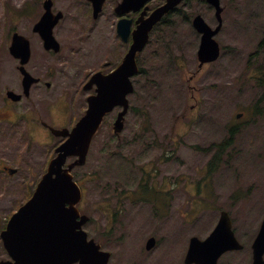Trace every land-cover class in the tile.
I'll return each instance as SVG.
<instances>
[{
	"label": "rangeland",
	"instance_id": "374dc122",
	"mask_svg": "<svg viewBox=\"0 0 264 264\" xmlns=\"http://www.w3.org/2000/svg\"><path fill=\"white\" fill-rule=\"evenodd\" d=\"M35 3L0 0V108L6 88L21 92L8 47L16 29L31 34L28 25L39 11L28 5ZM61 27L63 36L57 29L54 35L62 49L46 52L37 40L28 64L50 90L34 86L31 103H15L1 118L32 108L50 126L70 129L84 114L88 93L82 86L102 61L92 62L87 41L70 39ZM252 29L246 20L237 25L236 51L224 50L195 76L197 37L181 22L160 26L141 52L142 72L132 80L123 131L113 135L117 111L111 112L85 165L73 171L83 191L78 209L89 218L83 229L111 253L109 264H184L191 237L205 239L223 210L243 249L226 252L218 264H251V244L264 217V65L250 72ZM109 46L105 51L115 62L109 56L113 42ZM37 124L31 120L30 127L23 115L0 123V167L16 170L12 177L0 172V219L27 201L61 141L41 135ZM150 237L156 242L146 251Z\"/></svg>",
	"mask_w": 264,
	"mask_h": 264
},
{
	"label": "water",
	"instance_id": "95a60500",
	"mask_svg": "<svg viewBox=\"0 0 264 264\" xmlns=\"http://www.w3.org/2000/svg\"><path fill=\"white\" fill-rule=\"evenodd\" d=\"M172 6L173 4L167 3L153 14L152 21L142 32V41L131 46L115 72L104 76L105 81L99 85L96 94L87 97V109L74 127L71 130L50 128L54 136L63 137L65 140L56 147L55 156L48 162L31 199L12 215L7 229L3 232L5 247L16 250L11 254L18 262L16 264L109 263L111 254L101 250L100 245L94 239H88L87 233L83 231L88 217L80 215L76 208L81 199V191L73 179L72 171L86 163L91 142L104 117L118 106L122 110L115 118L112 131L117 137L120 136L129 107L127 96L133 92L130 78L136 71L134 56L144 48L151 25L159 21ZM59 18L60 15L54 16L46 11L35 25L34 31L40 35L45 50L59 51V44L52 35V29ZM198 20L200 21L196 29L203 34L198 60L213 61L218 56L217 45L212 39L216 31H210L200 18ZM9 52L19 60L18 70L22 75L24 95L27 96L30 86L38 81L25 69V64L30 59L28 40L14 33ZM89 83L84 85L83 90H89ZM6 96L14 101L20 99V96L11 91ZM69 158L74 160L67 163ZM15 171L8 170L10 174ZM154 245L155 239L149 238L145 249L150 250ZM242 248L232 230L229 215L221 211L216 226L205 239H190L184 264H218L223 254ZM251 249V264H264V217Z\"/></svg>",
	"mask_w": 264,
	"mask_h": 264
},
{
	"label": "flooded vegetation",
	"instance_id": "af4514ba",
	"mask_svg": "<svg viewBox=\"0 0 264 264\" xmlns=\"http://www.w3.org/2000/svg\"><path fill=\"white\" fill-rule=\"evenodd\" d=\"M167 3L173 4V6L161 16L159 21L151 25L147 35V45L151 42L152 36L160 26H171L177 22H181L189 28L191 27L197 37L198 47L201 42V37L203 36V34L199 33L196 29L197 23L200 21L198 18L207 25L210 31H216L212 39L217 45L218 56L213 61H204L201 59L198 63L197 71L193 76L201 74L204 67L216 62L223 54L224 50L231 48V54L236 51V36L234 30L237 25H243L245 20L253 27L252 31L256 32V35L251 39V41H253V50L249 56L250 60H248V64L251 66L250 72L251 70L258 72L257 65H264V0H36L35 5H28L29 9H36L39 11L36 16L37 20L28 25V32H31V34L25 37L29 41L31 51L30 60L33 57L32 52H34L35 47L37 48V40L42 44L39 35L34 31L36 23L46 11L52 15H60V19L55 25L53 33L57 29L60 32V37H62L63 28L61 26H66L70 39L76 40L79 43L87 41L92 50L90 55L92 62L102 61L98 67L90 69L86 75V82H90L89 95H94L99 85H102V82L105 81L103 77L115 72L129 52L131 46L134 43L142 41V32L152 21L153 14ZM78 6L81 7L80 18H76L75 16V11ZM67 12L71 14L66 16ZM77 23L82 24L79 30H76L78 26L75 24ZM110 33L112 37H110ZM56 40L58 41L59 39L56 38ZM111 42H113L114 46L109 52V56L112 53L115 56V62L109 60L110 58L105 51L106 49H110L109 44ZM59 44L61 50L62 43L59 42ZM102 52H104V54H102ZM141 52L142 51H137L134 56L136 72L132 80L142 72L140 66ZM106 57H108V59ZM13 59L14 68L16 69L18 67V60L15 58ZM29 62L25 68L33 77L38 79V82L30 87L28 96H22L18 101L3 97L5 106L0 108V123L14 122L17 117L23 115V118L29 123L30 127L31 120H37L39 124H37L36 127L40 130L41 135L43 133L48 137V135L51 134L49 130L50 125L42 121L36 113L34 114L32 108L24 112L18 110L12 111L14 116L12 120L5 117L1 118V116L9 113V110L14 107L15 103H31L33 100L32 88L34 86L42 85L47 90H50L51 83L45 81L42 76L33 75L30 66H28ZM16 63L17 65H15ZM48 75L50 78L49 80H52V72H49ZM252 77L259 78L256 73H252ZM18 78L20 80V87H22L20 73L18 74ZM7 89L8 88H6V90ZM196 91L195 89L194 93H196ZM16 92L17 91H15V93ZM19 93L20 92L16 94ZM194 98H196L195 94ZM195 101H197V98ZM56 102H59V100ZM23 105L25 108V103H23ZM50 107L58 108L57 105ZM51 108H49L50 116L57 117L52 115ZM115 110L118 112L120 109L117 108ZM63 140H61V142ZM5 168H7V165H2L0 171L7 174ZM10 176L12 177L14 175ZM81 194L83 198L82 189ZM81 201L82 199L78 202L77 208L80 206ZM19 207L17 209H19ZM14 212H12V214ZM12 214L0 219V264L18 263L11 255L16 252V250H9L6 248L2 238L3 231L7 228L8 221Z\"/></svg>",
	"mask_w": 264,
	"mask_h": 264
}]
</instances>
